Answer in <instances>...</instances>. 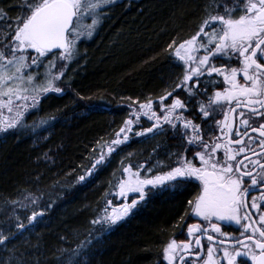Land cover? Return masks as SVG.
I'll use <instances>...</instances> for the list:
<instances>
[{
	"label": "snow or ice",
	"instance_id": "6c2138e0",
	"mask_svg": "<svg viewBox=\"0 0 264 264\" xmlns=\"http://www.w3.org/2000/svg\"><path fill=\"white\" fill-rule=\"evenodd\" d=\"M106 2L27 0L22 15L0 40V107L16 109L4 130L15 128L25 111L37 110L38 101L51 92L63 93L56 85L67 83L59 77L64 76L71 53L78 51L75 21L85 12L93 15ZM168 49L169 61L181 69L171 90L158 99L124 105L132 115L117 133L123 138L113 141L100 161L117 145L156 134L165 125L176 151L163 165L167 170L156 175L142 177L140 167L133 170L132 164L123 168L129 177L119 184L123 203L111 208L108 201L107 219L112 224L134 212L149 190L190 188L195 192L187 201L193 222L187 223L185 216L178 221L182 227L186 223L189 239H172L160 264H264V0L209 5L194 34L172 40ZM224 57L227 61L218 64ZM45 63L54 68L51 79L41 72ZM213 74L218 79L214 91L206 79ZM141 115L151 125L136 132L139 121L133 117ZM31 218L34 226L43 218V208ZM227 222L238 224L240 230H227ZM0 241L7 244L9 237L0 233Z\"/></svg>",
	"mask_w": 264,
	"mask_h": 264
},
{
	"label": "trees",
	"instance_id": "16d2710c",
	"mask_svg": "<svg viewBox=\"0 0 264 264\" xmlns=\"http://www.w3.org/2000/svg\"><path fill=\"white\" fill-rule=\"evenodd\" d=\"M119 1L100 11L89 43L76 44L67 83L56 85L63 93L51 92L16 128L0 131V231L11 233L0 246V264H160L185 210L192 189L138 205L135 215L107 226L100 199L107 174L86 175L114 133L121 114L115 100L153 95L170 84L178 70L168 44L221 0ZM26 2L0 0V40ZM41 208V222L17 232Z\"/></svg>",
	"mask_w": 264,
	"mask_h": 264
},
{
	"label": "flooded vegetation",
	"instance_id": "af4514ba",
	"mask_svg": "<svg viewBox=\"0 0 264 264\" xmlns=\"http://www.w3.org/2000/svg\"><path fill=\"white\" fill-rule=\"evenodd\" d=\"M200 23H201V19L200 21L197 22L196 27H194L192 31L190 30L189 33L194 34V32L197 30V26ZM168 52H169V49H167V53ZM226 61H227V58L224 57L222 60H218L217 63L219 64L221 62H226ZM177 70L179 74L181 69L177 68ZM177 76H175L173 81L176 80ZM206 79L208 81V87L212 91H214L215 86L218 83V79L215 77V74H213L212 76L206 77ZM173 81L170 84L166 85L160 92L155 93L153 95H150L149 93H147V94L142 95V97H140L139 99H132L128 97L124 98L123 100L120 98L118 100L114 99L116 101L115 102L116 109H119V111H121L120 112L121 114L118 115V121H117L116 127L114 128V133L113 135L109 136V138H112L113 141L123 138L122 135L120 137H117V133L119 132L120 128L124 126L123 124L124 120L129 115H132L129 109L124 107V105L138 104L145 99H152V98L158 99L159 96L162 95L165 90H169V91L171 90ZM221 103H224V102L222 101ZM185 115H187V113ZM133 118H134V121L136 120L139 121V123L134 126V130L136 132H140L142 130V127H150L151 125V121L147 118H144L143 115H141L140 117L134 116ZM189 118L194 119V117H191V116ZM218 118L222 119V116ZM166 128H167V125H165V130L156 132V134H144L142 136L133 137L130 140V142L117 145L115 150L111 154L104 157L103 162L100 161V164L97 166V174H100V175H103L105 173L107 174L106 185L104 186L102 193H101L102 199H106V202H108V200L111 201L110 196H113L115 198L114 208L118 204L123 203V201L120 199L119 194H118L119 184H120L121 179L126 180L129 178L127 173H122V169L127 168L129 164L133 165V170H135L136 167H140L141 169L140 175L142 177L145 175H156L157 173L161 171L167 170L166 168L163 167V165L167 164L172 158V154L175 153L176 142L170 138V134L168 133ZM129 135L132 136V133H129ZM148 168L152 169L151 173H147L145 171V169H148ZM189 189L190 188H185V187H181L180 189H175L174 186H171V185L166 189L165 188L152 189V190H149L148 198L145 201L141 202L139 205L140 207H148L156 201H161L166 197L183 193ZM253 194L255 195L256 193H253ZM194 195H195V192L194 190H192V193L189 199ZM104 203L105 201L102 202L103 205ZM111 206H113V203ZM138 210L139 208L136 207L135 211L132 213L135 215V213ZM189 213H191V208L186 202L185 210L181 213L180 216H185L187 223L193 222L192 219L188 218ZM192 215L194 216L195 214L192 213ZM179 218L173 223L174 227H172L170 230L169 238L167 239L168 243L172 239H176L178 242L185 240V239H189L188 235L186 234V223H184V226L182 227L181 225L183 222L178 223ZM227 223H228L227 230L233 231V232L240 230V226L238 224H235L234 222H227ZM168 243H166V246Z\"/></svg>",
	"mask_w": 264,
	"mask_h": 264
},
{
	"label": "rangeland",
	"instance_id": "374dc122",
	"mask_svg": "<svg viewBox=\"0 0 264 264\" xmlns=\"http://www.w3.org/2000/svg\"><path fill=\"white\" fill-rule=\"evenodd\" d=\"M118 1V0H116ZM115 0H107L106 3L102 4L101 7L99 8V10H97L96 12L93 13V15H89L87 12H85L79 20L76 21L75 23V27L76 29L78 30V32L80 33V38L76 41H74L75 45L82 42L83 40V45L85 44H88L89 42L87 40H89L93 34V32L95 31V28L96 26L99 24V13L100 11L108 4L112 3V2H116ZM89 3H95V0H91L89 1ZM91 11V10H90ZM93 21H96L95 23H93ZM0 31H2L0 29ZM97 32L99 34V29L97 28ZM189 35H191L189 32L183 37V38H187ZM181 39V38H180ZM75 52V51H74ZM26 56L28 55L27 53H24ZM74 58V55L71 53V59L70 60H66V62H69L72 61V59ZM53 63H56L55 61ZM54 71V68L53 67H50L47 63L45 64V68H41V72L44 74V76L46 75V73H48L45 77L48 78V79H51L52 78V73ZM62 78L60 77L59 80H61ZM55 83V82H54ZM29 95V94H28ZM29 99H30V95H29ZM38 103H37V107H38ZM17 107H20V105H17ZM31 110H28L27 112H30ZM16 116V109L13 108L12 111H9L6 107H0V131L1 132H4L6 130H4V125L7 124V123H10L11 122V119L14 118ZM23 116V115H22ZM22 116L19 118V121L21 120ZM18 121V122H19ZM17 127V126H16ZM15 127V128H16ZM14 128H9L8 130H13ZM114 131V130H113ZM109 141H107V145L109 146L113 140L112 138H109ZM93 175H90V177H92ZM86 177H88V174L86 175ZM92 180V179H91ZM100 199L103 200V201H106V199H102V194L100 196ZM110 199L113 203V206H111V208H114V205H115V198L113 196H110ZM102 201V202H103ZM110 201V200H108ZM101 202V203H102ZM32 206H37V205H32ZM138 207V206H137ZM38 208V207H37ZM110 206L108 205V203L103 207V212L104 214L102 215L103 216V220L106 222L107 226H113L117 223H121L123 222L124 220H126L127 218L131 217L133 215L132 214H129L128 216L122 218L120 221L118 222H115V223H112L110 224L107 217L109 216V212L111 210ZM39 209V208H38ZM106 209H108L109 211H105ZM37 214L39 215L40 214V211L37 212ZM46 214V211L43 210V216ZM41 220H38L34 223L37 224V223H40ZM21 225H24V220L20 221L19 225L17 226L16 230L17 232H23V231H26L27 228L28 229H33L34 226L33 225V221H32V218L30 216V222L27 226H24L23 229H21ZM27 227V228H26ZM12 232V231H11ZM0 233H2L3 235L5 236H8L11 234L9 232H4V231H0ZM0 244L2 245L3 242L0 241ZM0 245V246H1ZM4 245V244H3ZM166 247V246H165Z\"/></svg>",
	"mask_w": 264,
	"mask_h": 264
},
{
	"label": "bare ground",
	"instance_id": "6f19581e",
	"mask_svg": "<svg viewBox=\"0 0 264 264\" xmlns=\"http://www.w3.org/2000/svg\"><path fill=\"white\" fill-rule=\"evenodd\" d=\"M3 244H4V243H3ZM3 244H2V245H3ZM0 245H1V244H0Z\"/></svg>",
	"mask_w": 264,
	"mask_h": 264
},
{
	"label": "water",
	"instance_id": "95a60500",
	"mask_svg": "<svg viewBox=\"0 0 264 264\" xmlns=\"http://www.w3.org/2000/svg\"><path fill=\"white\" fill-rule=\"evenodd\" d=\"M75 19V18H74Z\"/></svg>",
	"mask_w": 264,
	"mask_h": 264
}]
</instances>
